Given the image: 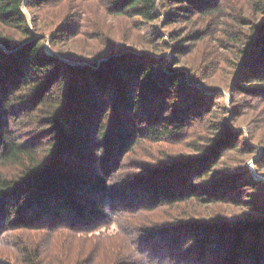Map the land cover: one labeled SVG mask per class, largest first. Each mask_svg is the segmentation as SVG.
Here are the masks:
<instances>
[{"label": "trees", "instance_id": "16d2710c", "mask_svg": "<svg viewBox=\"0 0 264 264\" xmlns=\"http://www.w3.org/2000/svg\"><path fill=\"white\" fill-rule=\"evenodd\" d=\"M89 14L136 42L63 52ZM258 156L264 0H0V264H264Z\"/></svg>", "mask_w": 264, "mask_h": 264}, {"label": "rangeland", "instance_id": "374dc122", "mask_svg": "<svg viewBox=\"0 0 264 264\" xmlns=\"http://www.w3.org/2000/svg\"><path fill=\"white\" fill-rule=\"evenodd\" d=\"M247 10V9H245ZM96 13V15L98 14V10L94 9L92 10V14L94 16V14ZM92 14L89 15H84L85 17L84 19V24L83 26H85L84 28L81 29L80 31V35L77 36V38H75L73 40V42H70L68 44H62L59 45V48L64 52H68L69 54H72L76 57H81L87 54V52H89L90 50H93L97 47L96 51L98 50V54L97 56L100 55L101 53L102 56L104 54H109L111 53L110 51L112 50V52L114 51H118L120 48H129V46H131L132 43H135L136 40L134 39V29L131 28V23L129 22H125L123 21V23H120L119 19H115V18H107V20H105V26L110 25L111 26V31L109 30L108 32L101 29V28H97V32L98 34L104 33L105 35H107V40H113L114 43H110L108 41L105 40L106 37H102L104 39V42L102 43H94V34H96L95 30H93L92 25H90V20L92 18ZM248 17L252 16L251 13H247L246 14ZM260 17H257V21H259ZM90 19V20H89ZM259 19V20H258ZM126 23V24H125ZM256 24L258 22H255ZM93 24V23H92ZM121 24L123 25V28L121 26ZM100 29V31H99ZM93 33L92 35H89ZM138 33L136 32L135 35H137ZM222 32L219 31L218 33L216 32V36L214 38L217 39H222ZM89 37H92L91 39H88ZM137 39V38H136ZM108 44H107V43ZM139 44L141 43L140 41L138 42ZM137 43V44H138ZM104 44L106 46H104ZM109 45H113V46H109ZM115 46V47H114ZM219 45H217V47H215V54L218 56V58L220 59L218 68L216 66V71L214 76H212V78L210 79V83L212 82V84H214L215 86L219 87L220 89H222V94L224 95V97L227 99V101L229 100V96L228 93L224 90V88L227 86V80H228V76L232 73V68H233V53L232 51L229 53L226 50V47H218ZM113 48V49H111ZM199 49V47L197 48H193L190 47V52H188L187 55H184L183 57V61L189 63L191 62V59L194 58V54L197 52V50ZM99 50H102L101 52H99ZM201 50V49H200ZM232 50V49H231ZM46 51H48V47L46 45ZM86 53V54H85ZM218 61V60H217ZM216 61V62H217ZM243 132H245L244 128H241ZM163 146H156V145H149V144H144V146L141 147L140 149V156L143 157L144 159H148L152 162H155L156 160H161L162 156L166 153L164 152H174L176 154L179 153H183V152H187L185 151L182 147H176V148H166ZM167 155V154H166ZM260 155V151L259 154ZM258 157H254L252 159H246V166L248 167V169L250 170V172L253 175V178L255 180H259L262 183H264V177L261 175H257L254 172V169H252V162L254 160H256ZM264 170V169H263ZM113 227L109 230V234L112 233Z\"/></svg>", "mask_w": 264, "mask_h": 264}]
</instances>
